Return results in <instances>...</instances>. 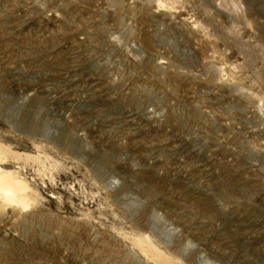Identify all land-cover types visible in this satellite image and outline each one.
Returning a JSON list of instances; mask_svg holds the SVG:
<instances>
[{
    "label": "rangeland",
    "instance_id": "rangeland-1",
    "mask_svg": "<svg viewBox=\"0 0 264 264\" xmlns=\"http://www.w3.org/2000/svg\"><path fill=\"white\" fill-rule=\"evenodd\" d=\"M0 264H264V0H0Z\"/></svg>",
    "mask_w": 264,
    "mask_h": 264
},
{
    "label": "bare ground",
    "instance_id": "bare-ground-1",
    "mask_svg": "<svg viewBox=\"0 0 264 264\" xmlns=\"http://www.w3.org/2000/svg\"><path fill=\"white\" fill-rule=\"evenodd\" d=\"M6 191H7V190H6ZM7 192L10 193L9 191H7ZM8 193H7V194H8ZM10 196H11V195H10ZM11 197H12V196H11ZM8 198H9V194H8Z\"/></svg>",
    "mask_w": 264,
    "mask_h": 264
}]
</instances>
